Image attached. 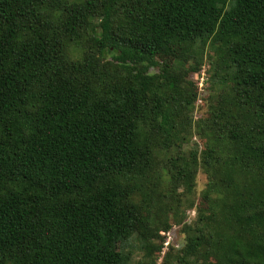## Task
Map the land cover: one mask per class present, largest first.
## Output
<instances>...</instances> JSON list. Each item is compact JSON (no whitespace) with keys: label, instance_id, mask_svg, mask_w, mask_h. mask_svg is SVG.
<instances>
[{"label":"trees","instance_id":"trees-1","mask_svg":"<svg viewBox=\"0 0 264 264\" xmlns=\"http://www.w3.org/2000/svg\"><path fill=\"white\" fill-rule=\"evenodd\" d=\"M161 257L264 264V0H0V264Z\"/></svg>","mask_w":264,"mask_h":264},{"label":"rangeland","instance_id":"rangeland-1","mask_svg":"<svg viewBox=\"0 0 264 264\" xmlns=\"http://www.w3.org/2000/svg\"><path fill=\"white\" fill-rule=\"evenodd\" d=\"M189 64L190 63L187 64V67L190 66ZM203 65H204L203 67L205 68L206 71H208V69H210L209 60H207V54H205V60H204ZM205 70H203V71H205ZM156 72H157V70H152V73H156ZM206 75L208 76V72L206 73ZM209 93H211V92H209ZM205 94H206V92H205ZM207 98H206L207 100L204 98L206 101L205 100L202 101L201 105H203V106L197 108L199 115L203 116L204 119H206L208 117V111H209V106H210L211 94ZM195 140H197V138H192L191 141H189L187 145H184V151L185 152H190L191 151V149L193 148V145L196 142ZM200 147L202 148L203 145L200 144ZM207 183H208L207 175L202 170L199 171L198 176H197L196 193L194 195V197H196V201L197 202H198L201 194L203 193V191L206 189ZM182 226H183V224H180V226L176 225V227H178L179 229H181ZM178 241H179V246L181 247V245L183 243H185L184 235L178 233ZM135 259L138 260V261L139 260H143L144 256H143V254H140V253L137 252L136 255H135Z\"/></svg>","mask_w":264,"mask_h":264},{"label":"built area","instance_id":"built-area-1","mask_svg":"<svg viewBox=\"0 0 264 264\" xmlns=\"http://www.w3.org/2000/svg\"><path fill=\"white\" fill-rule=\"evenodd\" d=\"M206 79H207V77H206V73H205V71H203V72H202L201 79H200V85H199L200 90H201L202 93H205V82H206ZM203 96H204V95H203ZM198 103L201 104V103H202V99H199ZM194 215H195V212H192V213H191V216H194ZM191 218H192V217H191ZM177 228H178V227H176L175 229H177ZM171 239H172V235H171V234H168V240H167V242L165 243V249H167V248L169 247ZM163 254H164V252H163ZM162 261H163V257L160 258V260H159V264H161Z\"/></svg>","mask_w":264,"mask_h":264}]
</instances>
